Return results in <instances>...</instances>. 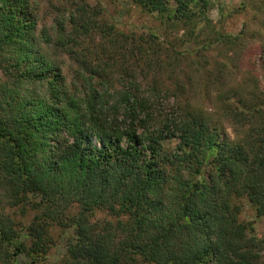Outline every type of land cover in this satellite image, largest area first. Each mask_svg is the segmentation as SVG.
Returning a JSON list of instances; mask_svg holds the SVG:
<instances>
[{"label":"trees","instance_id":"16d2710c","mask_svg":"<svg viewBox=\"0 0 264 264\" xmlns=\"http://www.w3.org/2000/svg\"><path fill=\"white\" fill-rule=\"evenodd\" d=\"M220 1L131 0L180 51L100 2L0 0V264H264V36L235 57Z\"/></svg>","mask_w":264,"mask_h":264},{"label":"rangeland","instance_id":"374dc122","mask_svg":"<svg viewBox=\"0 0 264 264\" xmlns=\"http://www.w3.org/2000/svg\"><path fill=\"white\" fill-rule=\"evenodd\" d=\"M88 1L91 4L100 2L105 10V18L118 24L119 29L122 31H133L140 34L149 30H156L159 34H162L163 37L167 36L168 40L173 42L172 47H170L171 49L174 47L177 50L182 51L183 48H181L180 42H177V40H179L184 34L183 31H176L167 24L165 25L162 21L143 13L139 8L132 4L131 0ZM244 2L250 5L253 0H221L218 7L215 6L209 10L208 18L212 21V24L216 26L215 30L217 31L230 33L234 36L240 33L243 34L245 39L240 47L235 49V57L245 59L247 62L249 58L252 59L251 51L255 49L261 38L255 40V38H252V34L255 32L256 34L258 33L259 36H264V32H262V26L259 22L254 19V17L258 15H255L249 8L245 11L242 9ZM219 7H221L222 10L218 9ZM199 40H202V44L204 43V45L208 42V39L204 36H201ZM193 47V44L185 46V48L190 50ZM203 52L208 58L211 57L217 60L224 58V56L218 54L217 49H213V46L210 47V45L205 48ZM182 53H184V51ZM243 207L242 219L253 222L255 233L260 237H264V221L255 218L251 206L246 201L243 202ZM63 253L64 248L62 245L52 248L49 253L50 262L53 263L59 261Z\"/></svg>","mask_w":264,"mask_h":264}]
</instances>
